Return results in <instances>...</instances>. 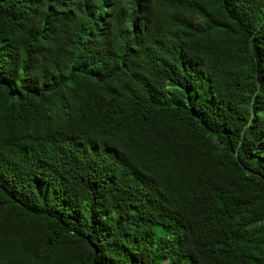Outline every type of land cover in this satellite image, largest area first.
Instances as JSON below:
<instances>
[{
	"label": "trees",
	"instance_id": "1",
	"mask_svg": "<svg viewBox=\"0 0 264 264\" xmlns=\"http://www.w3.org/2000/svg\"><path fill=\"white\" fill-rule=\"evenodd\" d=\"M0 264H264V0H0Z\"/></svg>",
	"mask_w": 264,
	"mask_h": 264
}]
</instances>
